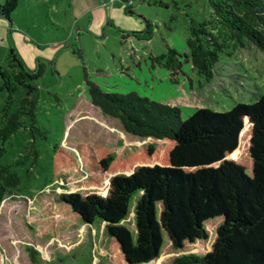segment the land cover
<instances>
[{
	"label": "rangeland",
	"instance_id": "374dc122",
	"mask_svg": "<svg viewBox=\"0 0 264 264\" xmlns=\"http://www.w3.org/2000/svg\"><path fill=\"white\" fill-rule=\"evenodd\" d=\"M217 1L99 0L94 15L77 23L75 0H0V14L13 6L0 15V128L27 91L20 68L10 66L11 52L36 76L27 83L38 88L35 123L24 119L13 136H0V168L10 167L20 180L0 202V264H34L27 247L39 252L41 264H110L103 226L73 225L37 203L47 190L54 196L81 191V182L57 168L56 146L89 144L126 155L156 142L127 133L120 119L94 105L89 82L177 106L183 119L198 108L224 113L264 95V52L219 23L201 26L215 17ZM205 30L212 34L208 43L199 35ZM191 37L209 76L193 64ZM214 42L221 48L218 60ZM127 224L134 229L133 211Z\"/></svg>",
	"mask_w": 264,
	"mask_h": 264
},
{
	"label": "trees",
	"instance_id": "16d2710c",
	"mask_svg": "<svg viewBox=\"0 0 264 264\" xmlns=\"http://www.w3.org/2000/svg\"><path fill=\"white\" fill-rule=\"evenodd\" d=\"M213 6L215 17L201 26L219 23L264 52V0H218ZM5 9L0 15L8 16L13 6ZM199 35L210 42L207 30ZM192 37L193 64L209 76ZM211 45L218 60L221 48ZM8 61L20 68L27 91L0 128L3 139L13 136L24 119L34 124L38 104V88L26 81L36 76L26 73L12 52ZM88 92L92 103L120 119L127 133L156 142L126 155L89 144L75 150L56 146L57 168L66 179L81 182V191L54 196L47 190L37 203L62 221L75 220L73 225L103 226L110 264H162L163 257L169 264H264V95L224 113L198 108L183 119L179 107L136 92L110 93L94 82ZM19 183L10 167H1L0 202ZM132 211L134 229L127 224ZM199 245L207 249L199 252ZM27 251L34 264H41L37 250Z\"/></svg>",
	"mask_w": 264,
	"mask_h": 264
},
{
	"label": "crops",
	"instance_id": "0c3cea01",
	"mask_svg": "<svg viewBox=\"0 0 264 264\" xmlns=\"http://www.w3.org/2000/svg\"><path fill=\"white\" fill-rule=\"evenodd\" d=\"M99 6V0H75V18L77 23L81 18L85 17L88 14L94 13V8ZM94 15V14H93ZM80 18V19H79ZM94 16H92L93 24Z\"/></svg>",
	"mask_w": 264,
	"mask_h": 264
}]
</instances>
